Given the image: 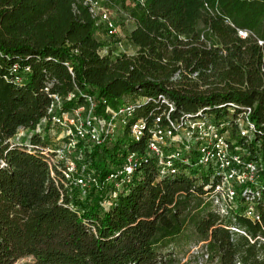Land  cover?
Returning a JSON list of instances; mask_svg holds the SVG:
<instances>
[{
	"label": "trees",
	"instance_id": "obj_1",
	"mask_svg": "<svg viewBox=\"0 0 264 264\" xmlns=\"http://www.w3.org/2000/svg\"><path fill=\"white\" fill-rule=\"evenodd\" d=\"M107 1L133 22L131 53L98 38L83 0H0V264H264V0ZM52 92L64 109L86 94L97 112L130 101L147 123L166 106L160 94L174 113L224 116L232 103L234 112L251 105L253 138L232 133L263 164L251 187L260 218L245 214L242 194L220 210L211 168L176 159L174 172L160 174L143 138L127 144L125 133L80 144L77 165L99 180L83 196L57 167L50 175L43 153ZM126 151H137L140 164L111 198L106 176Z\"/></svg>",
	"mask_w": 264,
	"mask_h": 264
},
{
	"label": "built area",
	"instance_id": "obj_2",
	"mask_svg": "<svg viewBox=\"0 0 264 264\" xmlns=\"http://www.w3.org/2000/svg\"><path fill=\"white\" fill-rule=\"evenodd\" d=\"M143 1L132 0V4ZM104 2L105 0H83L95 23L98 26L102 24L106 35L114 38V53H131L134 46L127 40L126 33L118 28ZM236 31L241 37L250 34L246 28L236 27ZM124 40L127 46L120 48ZM258 41L262 42L260 39ZM102 50L107 52L108 49ZM196 75L197 71L192 72V76ZM50 85L51 81H48L46 88ZM72 95L69 92L66 97L70 98ZM159 98L166 106L147 123L141 116L133 117L134 104L130 101L117 106L106 104L101 112H97L95 98L86 94L85 102L71 109H64L62 96L52 92L47 107L48 118L52 124L59 126L61 134L56 137L59 141L55 148L45 146L43 149L50 175L54 176L57 167L66 180L80 188L84 196L85 189L98 186L99 180L86 170V164L77 165L76 160L83 157L84 146L80 144L83 143L88 148L91 145L111 143L125 133L136 141L143 138V153L155 160L160 174L174 172L176 159L183 162L194 159L197 164L211 168L218 176L214 185L217 193L214 203L220 210L224 211L227 204L235 203L242 194L246 205L245 214L258 220L260 217L254 209V199L258 192L252 191L251 187L258 183L263 164L261 159L249 158L247 148L237 144L232 133L233 128L246 140L253 138L256 124L251 117L252 106L246 105L239 112H234L232 103L224 116H212L204 109L174 113L173 102L162 94ZM42 120H46V117ZM24 132V129H20L16 138ZM139 164L138 152L126 151L119 165L106 176L107 182L112 184L109 191L111 198L116 197L121 186L131 180V175ZM107 204L108 202L104 203L105 206Z\"/></svg>",
	"mask_w": 264,
	"mask_h": 264
},
{
	"label": "rangeland",
	"instance_id": "obj_3",
	"mask_svg": "<svg viewBox=\"0 0 264 264\" xmlns=\"http://www.w3.org/2000/svg\"><path fill=\"white\" fill-rule=\"evenodd\" d=\"M126 3L132 4V0H125ZM104 5L107 6V8L109 9L110 12V16L116 21V24L118 26V28L126 33L132 26H133V22L128 19L127 17V13L123 10L122 6H120L119 4L116 3H111V1H107L105 0ZM97 36L98 38H100L102 41L104 42H109L108 44H112V47L115 46L114 44V38L112 37H108L105 33V28L102 24L99 25V29L97 30ZM122 46L120 48L126 47L127 46V42L124 40L122 41ZM108 49L107 44H104L101 48L100 51L102 53H106L104 52L102 49ZM115 48V47H114ZM116 50V48H115ZM113 106H117V104L113 105ZM61 134V129L59 128L58 125L55 124H51L49 130L45 133V146L49 149H53L57 146V143L59 140L56 139V137L60 136ZM127 144L133 143V140L131 139V137L129 135H125L123 136V138ZM195 169V167H194ZM195 172V171H194ZM198 247H193L192 249H190L189 253H186L184 256H182V260L181 263H184L186 261H190V257L189 254L190 253H195L197 251H199L197 249ZM15 264H32V259L30 257H24L20 260H18ZM190 264H194L193 262L190 261Z\"/></svg>",
	"mask_w": 264,
	"mask_h": 264
}]
</instances>
